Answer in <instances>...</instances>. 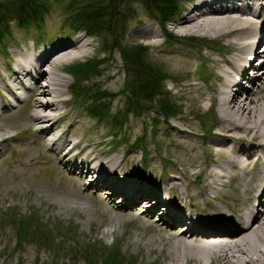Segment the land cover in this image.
Returning a JSON list of instances; mask_svg holds the SVG:
<instances>
[{
	"label": "rangeland",
	"instance_id": "obj_1",
	"mask_svg": "<svg viewBox=\"0 0 264 264\" xmlns=\"http://www.w3.org/2000/svg\"><path fill=\"white\" fill-rule=\"evenodd\" d=\"M40 1L48 10L43 15V30L39 31L34 24L26 29L16 20H11L10 34L0 43V73H5V66L14 63L13 56L19 59L21 55L31 54L33 49L49 48L58 39L66 40L79 33L85 41H90L91 44L85 47L86 54L63 64L66 68L77 61L92 58L99 61L94 74L80 82L90 88L85 87L78 99L71 98L68 88H65L57 110L60 114L58 126L54 131L62 133L65 139L79 142L81 147L85 146L82 155H98L103 159L113 157L121 161L123 168L119 176L113 177L114 183L124 193V190L132 189L134 195L132 198L125 193L130 200H122V195L112 194L101 180L97 187L89 185L92 179L80 176L82 172L74 171L68 164L79 162L81 157L64 158L63 153L49 149L46 146L51 141L48 131L39 133L40 123H31L28 117L31 98L27 94L32 82L26 88H17L12 95L3 90L0 81V90L7 96V106L3 112L0 108V134L11 135L8 142L0 146V264H85L84 256L91 259V263L104 264L110 255L117 252V257L126 261L124 264H216L208 259L177 256L174 246L180 241L177 235L182 231L183 223L170 226L160 219V212L167 209L168 206L163 204L169 200L185 210L190 204L197 208L214 204L225 211L224 215L236 221V213L255 206L253 191L257 184L260 185L258 189L264 187L262 166L252 159L245 162L243 168L228 167L220 171L216 163L227 162L230 158L228 148L210 145L217 129L210 133L207 130L219 118L211 99L213 88L219 86L215 78L218 68L214 57L220 53L229 57L230 54L224 53V45L203 33L183 35L180 41L167 44L162 36V26L172 33L171 21L184 15L185 11L175 12L169 20H164V25H159L156 6L146 4L144 0H129V5L126 4L129 10L125 4L116 5L119 15L111 30L104 26L102 30L105 32L101 30L99 35L84 31L75 34L76 31L71 29L67 17L72 12L70 3L75 0ZM184 1L177 0L186 10L192 3ZM151 28L158 35L157 42L146 36L147 29ZM142 30L144 35L139 32ZM188 36L214 41L219 49L207 48L200 40L191 47L186 41ZM253 36L257 40L260 38L258 33ZM114 37L122 47H128L125 49L138 50V45L147 46L144 59L168 75V79L163 80L161 92L180 106V112L167 122L160 121L153 127L152 118L163 120V116L152 109L140 116L125 113L117 126L113 124L112 116L118 110L123 114L129 97L125 86L130 81L120 50L113 45ZM156 43L159 45L154 46ZM261 44L262 41L255 46V51L259 50L260 54L255 59L258 65L253 71L259 77L253 81L251 89L264 96V63L261 64L264 62V52H261L264 45ZM159 48L178 51L162 53ZM59 73L66 77L68 87L75 84L71 73ZM106 73L113 76L106 77ZM190 82L193 84L188 86ZM98 90L106 91L109 96L101 100L94 94ZM82 94H89L90 98L82 100ZM90 101L105 103L103 111L109 116L99 119L90 114L86 110ZM155 101L156 97L152 104ZM209 106L210 111L202 113ZM140 136L142 140L136 144L135 140ZM210 170L221 174L213 188L207 186L208 180L204 178ZM186 172H189V178L183 175ZM133 175L135 178H130ZM197 175L200 177L198 180ZM136 176L142 180L138 181ZM106 177L109 178L108 175ZM170 181L176 183L174 190L177 196L173 198H169L164 187L166 185L167 188ZM148 186L160 190L164 202L159 209L145 212V207H138L137 203L143 201L138 196ZM132 199H137L135 206L129 204ZM149 199L152 200L153 196ZM259 200L261 205L257 208L260 207L262 212L264 194L259 196ZM124 202L126 206L122 207ZM117 208H122L120 213H116ZM26 227L28 236H22ZM31 230L45 233L41 242L34 239L36 235H31ZM188 241L198 243L201 240L192 237ZM75 253L77 257L73 256Z\"/></svg>",
	"mask_w": 264,
	"mask_h": 264
},
{
	"label": "bare ground",
	"instance_id": "obj_2",
	"mask_svg": "<svg viewBox=\"0 0 264 264\" xmlns=\"http://www.w3.org/2000/svg\"><path fill=\"white\" fill-rule=\"evenodd\" d=\"M184 11V15H179L171 21L173 30L168 33L172 38L177 40L183 35L203 33L221 42L227 54H230L226 57L220 53L214 57L218 68L216 77L219 86L213 88L211 99L215 103L219 118L217 123L208 128L217 129L210 145L214 148H228L227 154L230 156L226 163H216L217 167L220 171H225L228 167L243 168L245 162L253 159L264 168V96L251 89V84L259 77L253 70L257 68L255 59L260 54L259 50L255 51V46L264 40V0H193L192 5ZM162 29L167 32L165 27ZM139 32L142 35L145 33L144 30ZM254 33L259 34V40L254 39ZM146 36L152 38V42H157L158 35L152 28L147 29ZM90 44V41H85L82 34L78 33L66 40L58 39L49 48L42 47L38 51L32 48L33 52L29 55H21L19 59L12 57L14 63L9 65L10 68L6 67L8 71L0 73V81L3 90L12 95L17 88L27 87V84L32 82L27 94L31 98L28 117L32 124L40 123L37 130L39 133L48 131L47 136H50L51 141L46 146L63 153L64 158L80 156L79 162L71 161L68 164L74 171L82 172L80 176L92 179L89 185L97 187L101 180L103 185L112 190V194L119 193L123 196L122 200H130L128 196L133 198L134 195L132 189L128 192L124 190L127 196L118 188L120 186L114 183L115 176H119L118 173L123 168L121 161L118 162L113 157L103 159L98 155H82L85 146L81 147L79 142L65 139L62 133L54 131L60 117L57 113L58 106L63 100L65 88H68L66 77L59 72H65L63 64L86 54L85 47ZM157 45L159 44L154 46ZM159 50L162 53L178 51L174 48ZM261 52H264V49ZM112 76L111 73H106V77ZM191 84L193 83H187L188 86ZM4 91L0 90L2 106L6 104L7 98ZM10 138L9 134H0V146ZM183 175L190 177L189 172ZM220 177L221 174L215 170L208 171L204 176L210 188L214 187ZM130 178L135 177L133 175ZM136 179L142 180L139 176H136ZM116 183L119 184L117 181ZM171 183H168L167 188L164 186L169 198L177 196L174 190L176 183ZM258 185L254 188L256 201H259V195L264 194V187L258 189ZM160 194V190L155 186H148L138 196L142 197L143 201L138 202L137 206L148 208L145 212L159 209L161 202H164ZM149 195L156 198V201H151ZM135 200L137 199H132L129 204L135 206ZM163 205L168 207L160 212V219L170 226L179 222L184 224L183 230L177 235L180 244L174 246L177 256L186 259H208L216 264H264V210L261 212L246 209L234 215L235 221L224 215L225 211L214 204H208L205 208L190 204L187 210L170 200ZM125 206L124 202L122 207ZM121 209L117 208L116 213H120ZM192 237L202 241H188Z\"/></svg>",
	"mask_w": 264,
	"mask_h": 264
},
{
	"label": "trees",
	"instance_id": "obj_3",
	"mask_svg": "<svg viewBox=\"0 0 264 264\" xmlns=\"http://www.w3.org/2000/svg\"><path fill=\"white\" fill-rule=\"evenodd\" d=\"M119 1L120 0H75L74 3H70L69 6L72 12L67 17V20L69 19L68 24L74 31H84L87 34L99 35L101 32H105L102 30L104 26L107 27L108 30H111L113 21L119 15L116 5L119 4L121 6L125 4V7L129 10V0ZM144 2L156 6V10H158L157 14H159V16L156 14L158 18V20H156L159 21V23H163L170 15H174L178 9L177 0H144ZM127 3L128 5L126 6ZM45 12H48L47 7L40 0H0V41L10 34L11 20H16L21 27L26 29L34 24L39 31H42V26L44 24L43 15ZM115 33L117 32L115 31ZM114 38L115 40L112 39L113 45L115 44L120 50L121 59L126 67L125 73L130 74V81L125 86L128 87L129 97L127 103H125L123 114H121L122 110H118L112 116L113 124L117 126L125 113H133L140 116L142 113H148L152 109L159 111L163 116V120H160L158 117L152 118L151 121L153 126H157L160 121L167 122L168 119L179 112L180 106L164 96L163 91L161 92L163 80L167 77L166 74L161 73L162 71H159L158 68L144 59L147 47L138 45V50L131 49V47L125 49L128 47H122L116 37ZM96 64H98V61L89 59L83 62H76L69 66L68 72L71 73L75 83L71 85L70 88L73 98L78 99L80 97L79 93H82L85 87H88L82 86L80 82L87 80L94 74ZM137 68L140 71L136 70ZM94 94L100 97L101 100L109 96V94L103 90L94 91ZM155 97L156 101L152 104V100H154ZM87 98H90L89 94H82V100ZM89 104L86 110H88L90 114L97 116L99 119H104L109 116L108 112L103 111L106 105L102 101H100V103L90 101ZM104 115H106V117ZM207 132L210 133L211 129H208ZM140 139L142 140L141 137H138V140ZM135 143L137 144V141H135ZM144 153L146 152L144 151ZM28 226L30 227V224ZM27 230L28 228L26 227V230L22 231V236L26 235ZM32 233L36 235L34 239L39 242H41V238L45 235L44 232L41 234L39 230H31L30 234L32 235ZM30 238L32 239V237ZM117 253L110 255V258L104 261V264L126 263L124 259L117 257ZM73 256L77 257L78 254L75 253ZM83 259L85 264H94L93 262L91 263L89 261L91 259L86 256H84Z\"/></svg>",
	"mask_w": 264,
	"mask_h": 264
}]
</instances>
